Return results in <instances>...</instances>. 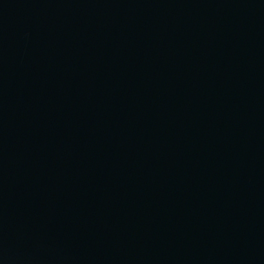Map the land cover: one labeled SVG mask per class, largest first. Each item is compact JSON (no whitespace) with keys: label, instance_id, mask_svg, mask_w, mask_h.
<instances>
[{"label":"water","instance_id":"95a60500","mask_svg":"<svg viewBox=\"0 0 264 264\" xmlns=\"http://www.w3.org/2000/svg\"><path fill=\"white\" fill-rule=\"evenodd\" d=\"M0 264H264V0H0Z\"/></svg>","mask_w":264,"mask_h":264}]
</instances>
